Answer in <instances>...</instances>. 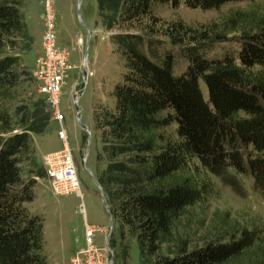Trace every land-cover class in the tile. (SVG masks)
I'll return each instance as SVG.
<instances>
[{"label":"trees","instance_id":"trees-1","mask_svg":"<svg viewBox=\"0 0 264 264\" xmlns=\"http://www.w3.org/2000/svg\"><path fill=\"white\" fill-rule=\"evenodd\" d=\"M168 1L179 0H94L100 26L118 28L109 40L122 63L110 103L92 108L95 160L103 163L96 181L141 263L264 264L260 216L213 210L199 245L185 229L190 210L206 212L216 192L209 175L242 194L229 167L250 175L264 199V3L183 0L201 9L248 2L191 27L152 14L153 4ZM19 2L0 0V104L27 74L18 55L5 52L23 36ZM39 124L28 103L11 112L0 105V264H47L42 217L24 205L33 198L31 175L42 174L29 134Z\"/></svg>","mask_w":264,"mask_h":264},{"label":"rangeland","instance_id":"rangeland-1","mask_svg":"<svg viewBox=\"0 0 264 264\" xmlns=\"http://www.w3.org/2000/svg\"><path fill=\"white\" fill-rule=\"evenodd\" d=\"M258 1L264 3V0ZM76 3L77 0H49L54 45L59 49L65 48L68 53L67 65L61 72L59 93L56 98L58 107L56 110L62 117L61 121L53 117V108L46 101L45 95L37 90L32 75L36 59L42 55L41 38L46 27L44 0H20L18 9L24 25L23 36L18 40L15 49H5L8 54L18 55L19 65L27 74L19 78L16 85L5 94L1 104L11 112L16 105L28 103L30 113L41 119V124L37 126L41 131L29 134L33 155L36 164L42 169V174L31 175L35 180L33 198L24 205L31 213L42 217L41 253L45 256L47 264H69L71 256L83 246L85 219L88 224L102 229L95 232L94 242L102 248L108 264H146L140 262L134 238L128 236L125 229L119 228L112 215L109 233V215L92 180L96 178V170L103 167L102 162L95 160V153L99 150V139L92 128V108L99 102L110 103L108 92L111 84L119 79L122 70L120 57L114 44L109 40L111 33L116 32L118 28L106 31L100 26L95 15L94 0H79L78 20ZM247 4V1H228L217 8L201 9L188 6L183 0L176 4L168 1L153 4L152 14L161 22L180 20L188 26L195 27L202 23L218 21L230 11L243 8ZM85 26L88 27V33ZM198 84L205 98L206 89L201 78H198ZM77 116L82 126H78ZM174 126L173 123L170 124L167 131L173 133ZM59 129L64 131V138L59 136ZM85 129L90 133L88 143ZM64 145L73 159L80 197L76 192L54 194L50 188L49 178L45 175L44 155L59 151ZM20 167L26 170L25 164H20ZM228 171L237 177L243 189L242 194L238 195L218 177L209 175L216 192L208 200L206 212L201 213L199 207L190 210L191 226L185 229L189 232L191 245L202 243L205 233L203 227L213 210L217 212L227 210L237 218L247 213L264 218V199L253 188L252 177L236 172L232 167H229ZM22 176L25 179L29 177L25 173ZM81 204L84 215L80 211Z\"/></svg>","mask_w":264,"mask_h":264},{"label":"built area","instance_id":"built-area-1","mask_svg":"<svg viewBox=\"0 0 264 264\" xmlns=\"http://www.w3.org/2000/svg\"><path fill=\"white\" fill-rule=\"evenodd\" d=\"M46 27L41 38L42 55L38 56L35 69L32 71L36 81L37 90L45 95L46 101L50 104L53 117L62 119L57 112V97L61 82V72L66 67L67 51L65 48H57L54 45L52 30V14L50 13L49 0H44ZM61 121V120H60ZM61 138H64V131L59 129ZM45 175L49 178L50 188L54 194L62 195L76 192L80 196L78 180L75 175L70 152L65 147L55 152L44 155ZM83 211V208H80ZM98 227L84 223L83 225V246L75 251L69 259V264H108L106 255L102 248L94 242V233Z\"/></svg>","mask_w":264,"mask_h":264},{"label":"water","instance_id":"water-1","mask_svg":"<svg viewBox=\"0 0 264 264\" xmlns=\"http://www.w3.org/2000/svg\"><path fill=\"white\" fill-rule=\"evenodd\" d=\"M77 12H76V17H77V19L79 20V14H80V12H79V8H78V6H79V0H77ZM85 28H86V30H87V33L89 32V30H88V27L87 26H85ZM85 54H86V48H85V52H84ZM85 54H84V56H85ZM76 122H77V124H78V126H82V124L80 123V121H79V116H77L76 117ZM85 133H86V135H87V143H88V141H89V139H90V133H89V131L87 130V129H85ZM86 147H88V144H87V146ZM89 171V170H88ZM89 173H90V171H89ZM91 174V173H90ZM93 180V182H94V184L96 185V187H97V189L99 190V193H100V196H101V199H102V204H103V206H104V208H105V210L107 211V213H108V220H109V222H108V227H109V232L111 231V227H112V223H111V215H110V213H109V210H108V204H107V202H106V199H105V197H104V194H103V192H102V190H101V187H100V185L98 184V182L96 181V178H93L92 179ZM108 247V246H107ZM108 249H109V251H110V253H111V249L108 247Z\"/></svg>","mask_w":264,"mask_h":264},{"label":"bare ground","instance_id":"bare-ground-1","mask_svg":"<svg viewBox=\"0 0 264 264\" xmlns=\"http://www.w3.org/2000/svg\"><path fill=\"white\" fill-rule=\"evenodd\" d=\"M85 131V130H84ZM70 156H71V153H70ZM71 160H72V163H73V159H72V156H71ZM73 167H74V171H75V166H74V163H73ZM75 175H76V177H77V174H76V171H75ZM66 194H69V193H66ZM80 196H81V193H80ZM79 196V197H80ZM80 207H82L83 208V204H81V206ZM81 213H83V215H84V209H83V211H81ZM111 215V214H110ZM85 218V217H84ZM85 223H87L86 222V219H85ZM88 224V223H87ZM102 229L101 228H99V230H97V231H101ZM94 235H95V233H94Z\"/></svg>","mask_w":264,"mask_h":264},{"label":"flooded vegetation","instance_id":"flooded-vegetation-1","mask_svg":"<svg viewBox=\"0 0 264 264\" xmlns=\"http://www.w3.org/2000/svg\"><path fill=\"white\" fill-rule=\"evenodd\" d=\"M76 5H77V3H76ZM109 233H111V231H110ZM106 245H107V243H106ZM107 246H108V245H107Z\"/></svg>","mask_w":264,"mask_h":264},{"label":"crops","instance_id":"crops-1","mask_svg":"<svg viewBox=\"0 0 264 264\" xmlns=\"http://www.w3.org/2000/svg\"><path fill=\"white\" fill-rule=\"evenodd\" d=\"M43 152H41V155H42Z\"/></svg>","mask_w":264,"mask_h":264}]
</instances>
